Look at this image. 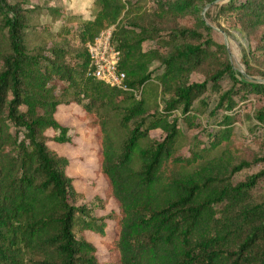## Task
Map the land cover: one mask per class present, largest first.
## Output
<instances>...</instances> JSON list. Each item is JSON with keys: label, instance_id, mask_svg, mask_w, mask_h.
<instances>
[{"label": "trees", "instance_id": "trees-1", "mask_svg": "<svg viewBox=\"0 0 264 264\" xmlns=\"http://www.w3.org/2000/svg\"><path fill=\"white\" fill-rule=\"evenodd\" d=\"M94 5L91 17L77 18L80 46L75 51L67 44L52 46L49 55L28 52L24 18L16 11L4 14L11 52L0 69V264H264V196L250 200L264 180V167L232 182L248 163L237 162L231 147L205 158L198 150L178 152L181 124L195 122L209 84L225 74L233 81L210 109L209 114L221 107L226 112L208 133L206 151L229 141L233 116L227 111L237 104L233 93L262 92L264 81L242 73L238 78L228 60L203 80L189 81L191 71L215 52L211 27L201 17L204 40L178 42L163 55L143 48L146 30L125 16L131 12L126 0H94ZM194 5V0H168L160 8L181 13ZM222 9L238 13L247 27L264 26V0H230ZM110 25L126 89L87 74V45ZM190 34L202 36L188 29L177 30L176 36ZM71 52L74 62L66 57ZM155 59L163 64L157 80L166 98L161 109L150 111L145 84ZM64 100L80 103L92 116L105 195L118 205L108 214L114 236L103 259L75 229L104 235L105 217L76 202L79 193L66 174L67 160L46 141L48 128L58 131L53 140L70 139L54 117ZM196 100H201L198 106ZM111 107L118 111L117 120L109 115ZM257 118L264 122V110ZM155 128L161 135L152 139L149 132Z\"/></svg>", "mask_w": 264, "mask_h": 264}, {"label": "rangeland", "instance_id": "rangeland-1", "mask_svg": "<svg viewBox=\"0 0 264 264\" xmlns=\"http://www.w3.org/2000/svg\"><path fill=\"white\" fill-rule=\"evenodd\" d=\"M130 13L125 16L133 24L145 28L147 37L143 42L144 49H156L161 54H167L178 42H202L207 34L202 27L201 17L211 28L210 47L215 50L213 56L201 67L191 71L189 81L203 80L215 68H219L228 60L235 75L264 81V26L247 27L243 17L233 11H225L222 6L230 0H194V7L181 13L162 11L161 3L168 0H126ZM236 2L243 0H233ZM94 0H0V69L4 56L11 52L10 38L7 26L3 23L5 12L13 16L14 11L21 14L24 20L23 36L26 50L30 53L50 54L52 46L67 44L72 51L80 46L77 37L79 16L91 17L94 12ZM2 9V11H1ZM188 29L196 36L182 39L176 36L177 30ZM224 45V47H222ZM67 59L75 61V52L68 53ZM163 64L155 59L151 65V77L145 84L146 103L150 111L161 109L166 98L157 76L162 72ZM242 73V74H241ZM210 88L203 94L202 101L196 100L194 106H200V113L195 122L187 126L182 122L183 132L179 138L180 154L188 155L194 150L202 152L205 157H211L224 147L232 148L236 161H246L242 167L231 176L232 182L244 180L250 173L258 172L264 167V122L257 118L260 109L264 110V91H247L233 93L237 103L227 111L233 116L230 124L229 141L223 140L217 148L206 151L211 137L208 134L219 126L223 107L209 114L217 101L218 95L233 85L229 75H223L218 83L209 84ZM59 92V90H56ZM69 97H65L68 99ZM109 115L117 120L118 111L115 107L108 109ZM180 108L173 111L178 115ZM54 117L66 127L69 141L59 142L52 136L58 131L52 128L45 130L47 145L57 155L67 160L66 174L71 178L74 189L79 193L77 203H84L93 215L103 216L106 221L104 235L91 230H77L76 234L85 237L96 246L99 259L107 256V243L113 239V221L109 213L118 210L113 197H106V180L97 161L98 141L96 127L92 125V116L80 103L64 100L56 107ZM121 133L124 130L120 131ZM150 138H158L161 131L158 128L149 132ZM264 196V180L251 191L250 200L255 201ZM29 264V263H27Z\"/></svg>", "mask_w": 264, "mask_h": 264}, {"label": "built area", "instance_id": "built-area-1", "mask_svg": "<svg viewBox=\"0 0 264 264\" xmlns=\"http://www.w3.org/2000/svg\"><path fill=\"white\" fill-rule=\"evenodd\" d=\"M112 28L113 26L110 25L102 29L88 43L90 66L87 74L110 85L126 89L128 88L126 75L119 67V51L111 41Z\"/></svg>", "mask_w": 264, "mask_h": 264}]
</instances>
